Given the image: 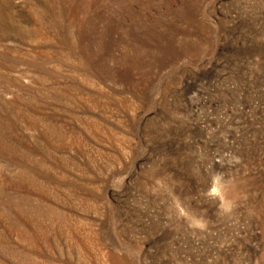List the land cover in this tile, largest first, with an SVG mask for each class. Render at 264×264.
Returning a JSON list of instances; mask_svg holds the SVG:
<instances>
[{"label":"rangeland","instance_id":"374dc122","mask_svg":"<svg viewBox=\"0 0 264 264\" xmlns=\"http://www.w3.org/2000/svg\"><path fill=\"white\" fill-rule=\"evenodd\" d=\"M0 264H264V0H0Z\"/></svg>","mask_w":264,"mask_h":264}]
</instances>
